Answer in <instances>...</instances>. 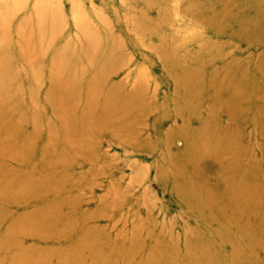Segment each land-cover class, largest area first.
<instances>
[{
  "label": "rangeland",
  "instance_id": "rangeland-1",
  "mask_svg": "<svg viewBox=\"0 0 264 264\" xmlns=\"http://www.w3.org/2000/svg\"><path fill=\"white\" fill-rule=\"evenodd\" d=\"M0 264H264V0H0Z\"/></svg>",
  "mask_w": 264,
  "mask_h": 264
}]
</instances>
